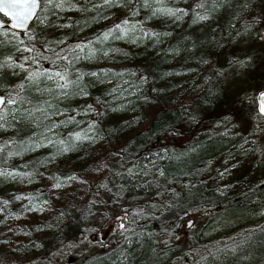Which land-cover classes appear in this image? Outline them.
Here are the masks:
<instances>
[{
	"label": "trees",
	"instance_id": "16d2710c",
	"mask_svg": "<svg viewBox=\"0 0 264 264\" xmlns=\"http://www.w3.org/2000/svg\"><path fill=\"white\" fill-rule=\"evenodd\" d=\"M263 19L264 0H39L31 26H0V48L19 51L0 52V264L26 234L50 262L73 234L65 264H260L264 174L236 177L264 166L255 101L207 98L223 69L210 51ZM184 70L207 80L172 97ZM263 82L264 55L250 86ZM101 138L84 191L55 207L51 186ZM116 207L107 237L89 240Z\"/></svg>",
	"mask_w": 264,
	"mask_h": 264
},
{
	"label": "rangeland",
	"instance_id": "374dc122",
	"mask_svg": "<svg viewBox=\"0 0 264 264\" xmlns=\"http://www.w3.org/2000/svg\"><path fill=\"white\" fill-rule=\"evenodd\" d=\"M32 21H30L27 27L31 26ZM17 51L18 50H6L5 52L4 49L0 48V52H3V56L6 53L7 58L11 57L10 53H12V55L14 53L17 54L19 52ZM1 53L0 56H2ZM210 54L213 55V59L218 62V65L223 66V69L217 79L213 80L210 84V95L207 98L209 104H211L209 107L218 109L227 105L236 104L240 97H244V100L252 98L255 102L250 103L247 110H250L251 114L253 113L261 120V127L259 128L258 134L264 138V115L259 112L256 103V94L264 87V82L256 89L250 86V79L258 67L261 57L264 55V19L263 24L257 25L256 31L246 29L240 34V37L231 44L218 49L214 48L210 51ZM238 57L240 58L239 60ZM197 73L198 70H193L191 72L184 70L179 73L177 79L181 82L174 88L172 97H176L182 90L185 88L187 89L190 86H192L194 90L198 87H202L207 80V76L197 77ZM249 119V116L241 119L236 126L235 131L244 132L248 126ZM105 147L106 145L101 138L91 146L83 149L81 151L83 154L81 157V167L77 169L75 168L76 170L74 171V174H66L63 178L54 182V185H52L51 188L52 197L56 202L55 207H59L60 204L65 203L72 198H77L84 191L86 183L81 175L83 173H94L90 159L91 157L93 159L97 158L99 155L93 157V154H100L101 150ZM61 162L65 163V161ZM64 163H55L54 165L61 164L63 167L65 166ZM249 166L250 165L247 161L242 162L241 167L237 170V179L245 178L246 180H250L264 174V166L257 171H251ZM51 168L52 167H49L47 170ZM62 171L65 173L66 167H64ZM45 177L48 179L47 176ZM230 181H232L231 176L226 177L219 183V185L222 187H229L232 184ZM46 183L51 185L50 180H47ZM225 183H229V185ZM28 187L29 185L26 184L23 186L24 189H27ZM115 212V215L113 214L109 216L104 221H95L93 225H91V229L87 231L86 237L89 240L92 239L96 243L97 241H103L110 231L111 224L117 218L118 214H120L118 207L114 208L113 213ZM42 214L43 212H38L39 216ZM26 223H30L27 218ZM68 238L69 239H67L66 242L53 250L52 256L57 259L56 261L50 262L44 251V246L29 239L27 234L21 239H15L12 245L8 247L9 250L5 255L9 258V264H65L73 257L71 253L66 252V248H69V243L67 241L71 243V249L75 252L78 249L77 244L81 242L79 239L76 240L73 234ZM12 240L13 239H11V241Z\"/></svg>",
	"mask_w": 264,
	"mask_h": 264
},
{
	"label": "snow or ice",
	"instance_id": "6c2138e0",
	"mask_svg": "<svg viewBox=\"0 0 264 264\" xmlns=\"http://www.w3.org/2000/svg\"><path fill=\"white\" fill-rule=\"evenodd\" d=\"M105 2H108V0H105ZM38 3L39 0H0V14L10 18L13 22L12 27L23 29L35 15ZM205 18L200 17V19ZM116 27L119 28L120 26L117 25ZM261 96L264 100V93ZM3 103L4 100L0 98V104ZM260 112L264 114V102L260 105Z\"/></svg>",
	"mask_w": 264,
	"mask_h": 264
},
{
	"label": "water",
	"instance_id": "95a60500",
	"mask_svg": "<svg viewBox=\"0 0 264 264\" xmlns=\"http://www.w3.org/2000/svg\"><path fill=\"white\" fill-rule=\"evenodd\" d=\"M39 5V3H38ZM38 9V7H37ZM36 9V11H37ZM34 17V16H33ZM32 20V19H31ZM30 20V21H31ZM30 21L28 22V24L30 23ZM12 21L10 20L9 17H5L3 16V14H0V26H3V25H6L8 28L12 29V30H16V31H23L27 28L28 24L23 28V29H20V28H14L12 27ZM264 93V87L262 89H260L257 94H256V103H257V108L260 112V105L262 102H264V100H262V96L261 94ZM0 98H2L4 100V95L2 93H0ZM2 104H0V107H1ZM261 113V112H260ZM264 115V114H263ZM190 223V219H187L185 221V224L188 225ZM260 264H264V260L260 263Z\"/></svg>",
	"mask_w": 264,
	"mask_h": 264
}]
</instances>
